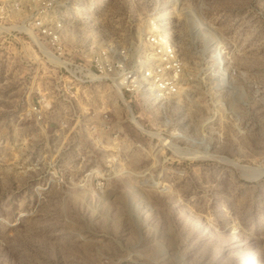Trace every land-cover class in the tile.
I'll list each match as a JSON object with an SVG mask.
<instances>
[{
	"label": "rangeland",
	"instance_id": "374dc122",
	"mask_svg": "<svg viewBox=\"0 0 264 264\" xmlns=\"http://www.w3.org/2000/svg\"><path fill=\"white\" fill-rule=\"evenodd\" d=\"M39 16L64 21L65 57L14 21L0 33V264H264V0ZM158 27L183 62L177 95L79 75L106 50L134 66Z\"/></svg>",
	"mask_w": 264,
	"mask_h": 264
},
{
	"label": "built area",
	"instance_id": "2783aa9c",
	"mask_svg": "<svg viewBox=\"0 0 264 264\" xmlns=\"http://www.w3.org/2000/svg\"><path fill=\"white\" fill-rule=\"evenodd\" d=\"M58 0H0V33L8 22H15V34L32 35L33 30L46 39L57 58L65 57L66 46L62 40L64 21L44 19L39 12H54ZM17 23V24H16ZM14 27V26H13ZM148 54L134 66H129L125 52L110 55L103 51L92 58L91 68L80 67L79 75L85 80L104 77L128 92H137L154 100H164L177 95L183 75V62L171 34L159 28L147 36ZM67 63V62H66ZM79 67V64L67 63ZM65 71L70 73L67 67ZM40 104V101H39ZM33 113L41 119V109L33 106Z\"/></svg>",
	"mask_w": 264,
	"mask_h": 264
}]
</instances>
